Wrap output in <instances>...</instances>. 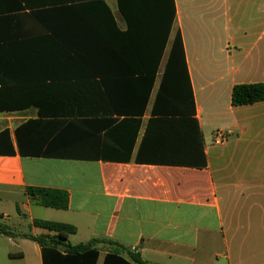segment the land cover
I'll list each match as a JSON object with an SVG mask.
<instances>
[{"label": "crops", "instance_id": "crops-1", "mask_svg": "<svg viewBox=\"0 0 264 264\" xmlns=\"http://www.w3.org/2000/svg\"><path fill=\"white\" fill-rule=\"evenodd\" d=\"M93 1L59 0V5ZM103 1L118 29L126 31L118 0ZM175 6L166 53L180 32L206 166L137 161L140 152L160 148L152 143L143 149L142 143L154 118L165 56L144 114L109 115L115 123L98 134L96 160L22 156L15 131L29 121L100 115L41 118L33 105L3 111L0 133L9 131L15 153L0 154V225L16 236L0 234V264H43L41 246L25 236L48 233L35 220L75 227L72 245L101 241L97 264L114 251L133 264H264V101L232 105L236 85L264 83V0H175ZM25 7L29 12L38 6ZM96 23L109 33L108 19ZM2 87L44 91L48 82ZM206 125L214 129L210 137ZM219 131L225 136L221 144L215 143ZM29 187L68 192V209L42 206L27 194Z\"/></svg>", "mask_w": 264, "mask_h": 264}, {"label": "trees", "instance_id": "trees-1", "mask_svg": "<svg viewBox=\"0 0 264 264\" xmlns=\"http://www.w3.org/2000/svg\"><path fill=\"white\" fill-rule=\"evenodd\" d=\"M93 2L60 6L59 0H0V113L33 105L41 118L101 116L24 123L15 131L22 156L96 160L100 157L98 134L115 123L109 115L145 112L176 19L175 0H118L126 31L118 29L103 0ZM25 6L38 7L27 12ZM107 19L110 31L103 33V24L96 22ZM29 81L48 82V87L27 92L2 87ZM126 97L125 104L116 103ZM262 101L264 83L233 88L234 107ZM152 113L142 148L150 149L152 143L160 148L157 153L140 152L137 161L205 167L203 136L195 118L180 32L170 46ZM43 132L48 137L37 139ZM14 153L10 133L5 130L0 133V154ZM27 194L47 208L69 207L66 191L29 187ZM33 225L48 231L25 235L41 246L43 264L98 263L97 244L101 241L72 245L68 239L75 227L41 220ZM0 234L16 236L2 225ZM103 264L133 263L114 251L104 257Z\"/></svg>", "mask_w": 264, "mask_h": 264}, {"label": "built area", "instance_id": "built-area-1", "mask_svg": "<svg viewBox=\"0 0 264 264\" xmlns=\"http://www.w3.org/2000/svg\"><path fill=\"white\" fill-rule=\"evenodd\" d=\"M224 141H225V136H224L223 132H221V131L217 132L215 135V143L221 144Z\"/></svg>", "mask_w": 264, "mask_h": 264}, {"label": "rangeland", "instance_id": "rangeland-1", "mask_svg": "<svg viewBox=\"0 0 264 264\" xmlns=\"http://www.w3.org/2000/svg\"><path fill=\"white\" fill-rule=\"evenodd\" d=\"M168 50H169V49H168ZM167 54H168V52H167L166 55H165L163 65H164L165 60H166V58H167ZM213 130H214L213 127H209L208 125L205 126V134H206L208 137H210V136L212 135ZM0 214H1V213H0Z\"/></svg>", "mask_w": 264, "mask_h": 264}]
</instances>
